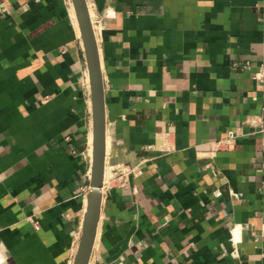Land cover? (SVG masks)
<instances>
[{
	"label": "crops",
	"instance_id": "0c3cea01",
	"mask_svg": "<svg viewBox=\"0 0 264 264\" xmlns=\"http://www.w3.org/2000/svg\"><path fill=\"white\" fill-rule=\"evenodd\" d=\"M87 3L101 17L108 160L139 169L103 196L89 264H264V0ZM74 12L0 0L9 264H72L79 243L93 120Z\"/></svg>",
	"mask_w": 264,
	"mask_h": 264
},
{
	"label": "water",
	"instance_id": "95a60500",
	"mask_svg": "<svg viewBox=\"0 0 264 264\" xmlns=\"http://www.w3.org/2000/svg\"><path fill=\"white\" fill-rule=\"evenodd\" d=\"M80 28L87 63L93 124L91 189L86 193V209L76 254L72 264H89L96 241L103 200L102 185L106 162V108L99 47L87 0H72Z\"/></svg>",
	"mask_w": 264,
	"mask_h": 264
},
{
	"label": "built area",
	"instance_id": "2783aa9c",
	"mask_svg": "<svg viewBox=\"0 0 264 264\" xmlns=\"http://www.w3.org/2000/svg\"><path fill=\"white\" fill-rule=\"evenodd\" d=\"M67 3L70 5V2L72 0H66ZM89 8H91L89 5H88ZM3 10L6 11V8H3ZM92 20V19H91ZM95 22H92L93 24V27L95 26L94 25ZM252 66V63L250 60H246L242 63V67L244 68H250ZM253 78L258 81V82H264V63L260 64L254 71H253ZM88 78L87 80L84 82V85L86 86L89 94H91L90 92V86L88 84ZM263 144H264V141H263ZM108 160V154L106 153V162H105V170L107 167H109L110 171H111V174L105 178L104 176V180H103V185H102V194L103 196L105 195V193L107 192V190L114 186V185H117V186H120V187H123L126 185V180H125V176L128 175L130 172H133V173H138L139 172V169L135 168V167H131L129 165H122L120 168H119V171L121 170V173L117 174V166H115L114 164L110 163L109 160ZM91 176V168H90V172H89V178ZM91 189V186H88V187H84V194L86 196V193ZM35 225L36 227L38 228L40 226L39 222L38 221H35Z\"/></svg>",
	"mask_w": 264,
	"mask_h": 264
},
{
	"label": "bare ground",
	"instance_id": "6f19581e",
	"mask_svg": "<svg viewBox=\"0 0 264 264\" xmlns=\"http://www.w3.org/2000/svg\"><path fill=\"white\" fill-rule=\"evenodd\" d=\"M77 16L75 15V12H74V19H75V23H76V26L79 30V23H78V19L76 18ZM100 29V28H99ZM95 31V30H94ZM97 31V30H96ZM99 31V30H98ZM96 35V34H95ZM89 86H90V81H89ZM92 151H93V137L92 135L89 137V154L90 156H92ZM105 174V173H104ZM111 174V171L107 170L106 172V177H108L109 175ZM85 203L87 204V199L85 197ZM78 245V244H77Z\"/></svg>",
	"mask_w": 264,
	"mask_h": 264
},
{
	"label": "rangeland",
	"instance_id": "374dc122",
	"mask_svg": "<svg viewBox=\"0 0 264 264\" xmlns=\"http://www.w3.org/2000/svg\"><path fill=\"white\" fill-rule=\"evenodd\" d=\"M93 18H94V20H95V23H94L95 26H97V25H101V23H100V19H101L100 15H97V17H94V16H93ZM75 28H76V27H75ZM87 148H88V147H87ZM90 186H91V185H90ZM3 248H4V247H2V246L0 245V256H2V257L4 258V264H9V263H8V259H7V256H6V253L4 252ZM72 263H73V262H72Z\"/></svg>",
	"mask_w": 264,
	"mask_h": 264
},
{
	"label": "clouds",
	"instance_id": "9594fccd",
	"mask_svg": "<svg viewBox=\"0 0 264 264\" xmlns=\"http://www.w3.org/2000/svg\"><path fill=\"white\" fill-rule=\"evenodd\" d=\"M0 264H4V258L0 256Z\"/></svg>",
	"mask_w": 264,
	"mask_h": 264
}]
</instances>
